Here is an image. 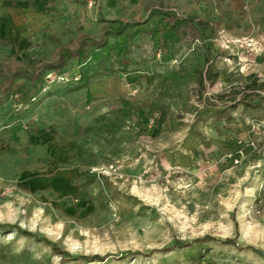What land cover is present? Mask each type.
Instances as JSON below:
<instances>
[{
	"label": "rangeland",
	"instance_id": "rangeland-1",
	"mask_svg": "<svg viewBox=\"0 0 264 264\" xmlns=\"http://www.w3.org/2000/svg\"><path fill=\"white\" fill-rule=\"evenodd\" d=\"M216 1L233 29L167 21L215 0H0V62L45 66L0 91V264H264V106L232 105L264 82V0ZM116 20L86 59L56 54Z\"/></svg>",
	"mask_w": 264,
	"mask_h": 264
},
{
	"label": "trees",
	"instance_id": "trees-1",
	"mask_svg": "<svg viewBox=\"0 0 264 264\" xmlns=\"http://www.w3.org/2000/svg\"><path fill=\"white\" fill-rule=\"evenodd\" d=\"M207 5H212L213 0H206ZM215 10L217 11V16L215 19L210 18H198L199 24L206 26L211 33L214 32L218 28H224L226 30H231L236 25V21L230 12L229 8L222 5L220 2L215 0ZM167 21L172 23L174 26L178 25V23L182 20L184 21H194L196 18L194 16H186L181 17L177 14V12L169 11L167 12ZM131 23L123 20H116L111 22V28H108L104 31L101 40H97L87 34H81L75 41L70 42L67 45L59 47L56 49V54L60 57V59H64L66 57H78L80 60H84L88 57L89 49L91 47L102 48L107 44V39L110 35H121L124 33L126 27H128ZM164 29L159 27L157 31L154 33L152 31H147V34H164ZM163 53H169L168 47V39L163 35ZM127 45L123 44L118 46L116 49L117 54L122 55L127 50ZM56 63V62H55ZM45 70V66L40 67L38 70H31L24 65V63L16 58H10L8 60H4L0 62V91L3 93V97H10L12 93V89L14 83L19 78H24L27 81H32L35 84H42L44 81L43 72ZM199 84L205 88L206 81L213 82L215 78L218 76V72H213V67L211 65L208 66L207 70H200L198 72ZM85 77V83L89 81V78L86 74L83 75ZM241 96L239 98H234V102H232L233 107H237V105H243L246 108H259L264 106V82L260 81L258 78H253L250 82L244 85L242 91L240 92ZM237 99V100H236ZM209 108L216 107L217 103L208 101L207 103ZM79 156L81 154V150L78 149ZM2 228H18L17 226H13L10 224H0ZM21 233L27 237H36L37 234H33L27 230H21ZM40 239V238H38ZM188 244L185 242H179L175 245V247H186ZM99 256H95L98 258Z\"/></svg>",
	"mask_w": 264,
	"mask_h": 264
},
{
	"label": "crops",
	"instance_id": "crops-1",
	"mask_svg": "<svg viewBox=\"0 0 264 264\" xmlns=\"http://www.w3.org/2000/svg\"><path fill=\"white\" fill-rule=\"evenodd\" d=\"M155 8V7H154ZM152 9H153V7H152ZM171 10H175V9H171ZM117 11V10H116ZM175 12V11H174ZM178 14V13H177ZM179 15V14H178ZM194 16L193 14H192V12L191 13H188L186 16ZM195 17V16H194ZM199 18H201V17H199ZM196 19H198V18H196ZM124 21V20H123ZM19 84L20 85H22L23 84V82L21 81V82H19ZM73 169H77V168H71L70 170H68V172H65V173H60L59 175H57V177H55V176H51L50 177V179L48 180L49 182H50V185L52 184V187H54L55 188V185H56V187L58 188V186H57V184L59 183V182H63V181H65V180H71V178H72V180H74V176H76V174H77V176L79 175V173L78 172H76V171H74ZM67 177V178H66ZM75 181V180H74ZM40 181H38V180H32L31 181V184H33L34 186H38L40 183H39ZM48 182V183H49ZM55 184V185H54ZM68 184L70 185V188L68 187V194L69 193H72V191H73V187H74V185L72 184V182H69L68 181ZM46 185H47V183H46ZM73 185V186H72ZM54 190H56V188L54 189ZM65 193V192H64Z\"/></svg>",
	"mask_w": 264,
	"mask_h": 264
},
{
	"label": "built area",
	"instance_id": "built-area-1",
	"mask_svg": "<svg viewBox=\"0 0 264 264\" xmlns=\"http://www.w3.org/2000/svg\"><path fill=\"white\" fill-rule=\"evenodd\" d=\"M235 163H239V160H238V159H236V160H235Z\"/></svg>",
	"mask_w": 264,
	"mask_h": 264
}]
</instances>
